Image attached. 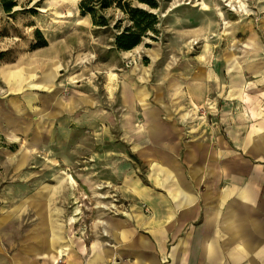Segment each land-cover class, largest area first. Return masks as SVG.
Wrapping results in <instances>:
<instances>
[{
    "label": "crops",
    "instance_id": "1",
    "mask_svg": "<svg viewBox=\"0 0 264 264\" xmlns=\"http://www.w3.org/2000/svg\"><path fill=\"white\" fill-rule=\"evenodd\" d=\"M249 47L201 55L193 73L181 70L158 83L123 70L120 119L100 110L73 126L100 129L105 141L118 140L119 124L128 149L103 141L94 154L98 177L90 169L82 183L94 193L99 180L119 179L130 189L127 217L59 211V186L67 183L68 193L75 185L57 179L29 198L32 209L2 212L0 264H264V44L256 32ZM192 105L213 108L194 128L189 114H180ZM129 154L147 168L148 186L135 179L133 161L122 162ZM89 215L92 222H84ZM18 218L35 222L10 227Z\"/></svg>",
    "mask_w": 264,
    "mask_h": 264
},
{
    "label": "rangeland",
    "instance_id": "2",
    "mask_svg": "<svg viewBox=\"0 0 264 264\" xmlns=\"http://www.w3.org/2000/svg\"><path fill=\"white\" fill-rule=\"evenodd\" d=\"M82 1L16 0L11 14L0 7V215L32 209L35 202L29 198L50 190L59 179L75 185L68 193L67 183L59 186L54 195L59 211L127 217L130 189L122 188L119 179L99 180L94 193L84 187L90 169L98 177L94 154L104 139H99L100 129L73 123L100 110L120 119L117 93L123 70H137L150 84L158 83L181 70L193 73L201 55L248 51L254 32L264 44V0H155L157 9L138 5L156 14L159 24L157 33H148L129 52L114 46L120 31L115 26H127L125 15L116 8L98 12L97 19L104 17L108 26H96L92 16L81 11ZM43 41L46 46L40 47ZM212 109L192 105L180 114L188 113L194 128L198 117L206 119ZM107 131L113 133L115 127ZM120 138L118 124V140L108 136L103 147L128 149ZM131 161L135 179L148 186L147 168L130 154L122 160ZM158 183L161 186V178ZM67 195H74L69 205ZM88 217L84 222H92ZM34 222L18 218L9 225L27 228Z\"/></svg>",
    "mask_w": 264,
    "mask_h": 264
},
{
    "label": "trees",
    "instance_id": "3",
    "mask_svg": "<svg viewBox=\"0 0 264 264\" xmlns=\"http://www.w3.org/2000/svg\"><path fill=\"white\" fill-rule=\"evenodd\" d=\"M138 5H145L150 9H157L155 0H83L80 9L84 14H89L94 24L100 27H107L108 23L104 17L97 19L96 14L111 8L119 9L125 15L127 26L122 30V24L115 26L120 30L114 38L116 50L129 52L138 47L148 33H157L156 26L159 18L153 12L140 8ZM0 7L5 14H11L17 7L16 0H0ZM121 23V22H120ZM40 36V33H38ZM41 40L42 37L40 36ZM46 42L40 47H45Z\"/></svg>",
    "mask_w": 264,
    "mask_h": 264
},
{
    "label": "bare ground",
    "instance_id": "4",
    "mask_svg": "<svg viewBox=\"0 0 264 264\" xmlns=\"http://www.w3.org/2000/svg\"><path fill=\"white\" fill-rule=\"evenodd\" d=\"M73 1L75 2V0H73ZM82 61H83V60H82ZM51 70H52V68H51ZM49 72H50V71H49ZM52 73H53V72H52ZM46 75H47V74H46ZM53 76H54V75H53ZM48 77H49V76H48ZM111 77H112V78L115 77L114 74H111ZM54 79H55V78H54ZM43 80H44V79H43ZM49 80H50V79H49ZM48 82H49V81H48ZM48 82H47V83H48ZM50 82H51V81H50ZM50 82H49V83H50ZM49 83H48V84H49Z\"/></svg>",
    "mask_w": 264,
    "mask_h": 264
},
{
    "label": "built area",
    "instance_id": "5",
    "mask_svg": "<svg viewBox=\"0 0 264 264\" xmlns=\"http://www.w3.org/2000/svg\"><path fill=\"white\" fill-rule=\"evenodd\" d=\"M56 264H62L61 259L56 262Z\"/></svg>",
    "mask_w": 264,
    "mask_h": 264
}]
</instances>
